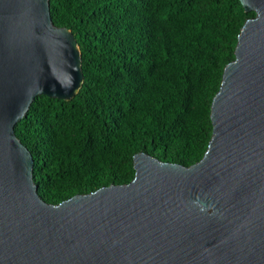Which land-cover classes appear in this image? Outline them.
<instances>
[{
    "label": "water",
    "instance_id": "obj_1",
    "mask_svg": "<svg viewBox=\"0 0 264 264\" xmlns=\"http://www.w3.org/2000/svg\"><path fill=\"white\" fill-rule=\"evenodd\" d=\"M49 1L0 0V264H264V0H239L255 16L223 69L199 162L137 153L128 184L58 205L40 198L14 132L36 97L70 101L83 84Z\"/></svg>",
    "mask_w": 264,
    "mask_h": 264
},
{
    "label": "trees",
    "instance_id": "obj_2",
    "mask_svg": "<svg viewBox=\"0 0 264 264\" xmlns=\"http://www.w3.org/2000/svg\"><path fill=\"white\" fill-rule=\"evenodd\" d=\"M73 33L83 84L70 101L38 96L14 132L48 204L134 178L146 153L189 167L212 135L210 109L241 27L239 0H50Z\"/></svg>",
    "mask_w": 264,
    "mask_h": 264
}]
</instances>
